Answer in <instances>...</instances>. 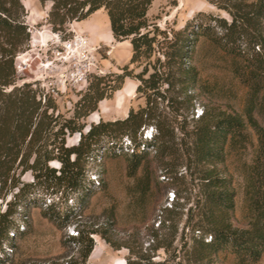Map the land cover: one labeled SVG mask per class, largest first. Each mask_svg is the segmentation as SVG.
I'll return each instance as SVG.
<instances>
[{"label": "trees", "instance_id": "16d2710c", "mask_svg": "<svg viewBox=\"0 0 264 264\" xmlns=\"http://www.w3.org/2000/svg\"><path fill=\"white\" fill-rule=\"evenodd\" d=\"M39 1L51 3L48 23L54 31L104 10L112 36L117 41L129 40L132 54L122 72L90 76L72 116H66L57 98L37 83H17L16 57L30 47L32 30L22 0H0V198L5 203L4 210L0 207V264H9L7 253L14 248L15 238L24 233L25 226L15 216L27 218L29 203L39 195L61 192L68 196L82 189L89 193L91 186H84L86 172L98 165L104 153H126L134 174L151 153L148 148L137 151L143 142L138 133L148 125L156 128L148 146L155 147L154 159L172 181L182 155L188 158L189 168L191 163L196 166L193 173L200 189L195 206L186 214L185 227L191 226L199 235L186 250L187 263L215 264L217 253L226 249L235 254L236 264H256L264 253V124L255 116L264 108V0H224L218 6L228 11L230 20L209 16L207 23L195 22L194 26L188 22L182 28H161L152 21L148 11L153 0ZM199 31L240 58L235 71L249 91L243 114L207 108L187 130L180 118L186 120L182 111L194 106L195 94L188 91L197 83L191 60ZM127 78L138 81L136 93L144 96V105L130 108L124 118L88 124L86 119L98 110L99 103L121 90ZM249 126L256 134L257 147L246 190L248 221L239 227L234 223L236 192L221 165L227 147H244ZM176 129L183 133L180 142ZM73 134L80 135L78 143L68 145L67 138ZM117 136L132 138L135 149L131 154L114 139ZM27 172L32 181L23 180ZM149 184L150 180L142 185L147 190ZM177 204L165 210L161 221V228H173V234L183 214L176 210ZM55 209L50 200L43 213L61 226L74 216ZM95 231L77 229V236L69 237L79 244L80 258L48 264L85 263L94 249L90 235ZM160 247L166 246L158 244L156 249Z\"/></svg>", "mask_w": 264, "mask_h": 264}, {"label": "rangeland", "instance_id": "374dc122", "mask_svg": "<svg viewBox=\"0 0 264 264\" xmlns=\"http://www.w3.org/2000/svg\"><path fill=\"white\" fill-rule=\"evenodd\" d=\"M22 3L33 39L30 47L20 52V57H16L17 83H37L41 89L57 98L60 109L66 116H72L74 103L86 89L90 76L122 72V67L129 64L131 45L125 40L114 39L109 18L104 10H99L84 20L69 21L63 31H54L48 23L50 2L22 0ZM223 4L224 0H153L148 16L161 28H182L188 22L194 23L195 26V22H209V16L230 20L228 11L218 6ZM216 30L220 32V29ZM56 34H59V38ZM76 35L87 38L85 53L80 51L81 64H87V81L76 87L66 82L64 87L58 80V72L43 66L45 53L48 48L53 49L63 41L72 40ZM191 61L198 75L195 87L188 91L195 94L194 106L187 112L182 111L186 120L180 118L187 130H190L194 126V120L198 119L195 117L197 107L203 110L209 108L218 112L243 114L249 88L243 84L235 71L236 67L240 66V58L199 31ZM137 84L138 81L127 78L123 88L110 99L101 101L98 110L92 113L86 122L90 124L100 120L124 118L130 108L137 109L144 105V96L136 93ZM52 89L58 90V93H54ZM255 116L264 124V108L256 111ZM142 128L138 133L140 140L143 138ZM176 131V140L180 142L183 133L178 129ZM246 134L249 140L244 143V147L226 148L225 161L221 165L236 192L234 223L239 227L245 226L248 221L250 208L246 190L257 147V137L250 126L246 129ZM123 137L128 136H117L114 139L121 141ZM78 140L79 134H73L68 136L67 143L73 145L78 143ZM155 153L151 152L143 159L134 174L129 171L130 158L126 153H104L98 165H93L86 172L84 186H91L89 193L83 192L82 189L68 196L61 192L51 196L39 195L36 201L29 203L25 211L28 212L27 218L15 216V221L23 223L25 228L24 233L15 238L14 248L7 253L8 263L48 264L62 262L70 257L80 258L79 244L69 238L74 236L70 233V228L73 227L75 231L96 230V233L90 235L94 241V249L82 264H150L148 260L165 264H188L186 250L199 235V231L193 232L191 226L185 227L186 214L190 206H195L200 189V182L193 173L196 166L191 163L189 168L188 158L182 155V163L176 170L177 177L172 181L171 175L155 161ZM52 164L57 165L55 162ZM92 173L98 176L99 183L96 184L91 179ZM22 178L32 181L29 172ZM148 180L150 184L146 190L142 184ZM170 192H179L180 195L175 197L171 205L173 207L177 202L176 210L183 213L174 234L173 228L156 226L158 220L165 216ZM82 196L81 201L79 198ZM50 200L58 212H73L74 216H71L66 225L61 226L44 215ZM70 206L72 208L68 209ZM0 207L2 210L5 208L1 198ZM158 244L166 247L156 249ZM215 264H236V256L230 250H220L216 255ZM256 264H264V253Z\"/></svg>", "mask_w": 264, "mask_h": 264}, {"label": "built area", "instance_id": "2783aa9c", "mask_svg": "<svg viewBox=\"0 0 264 264\" xmlns=\"http://www.w3.org/2000/svg\"><path fill=\"white\" fill-rule=\"evenodd\" d=\"M57 38H59V34L55 35ZM33 39V35H32ZM31 39V42H32ZM87 48V38H84L81 35H76L72 40H66L63 41L60 45L48 48L45 53V63L43 66L50 68L52 71L58 72V80L59 82L65 87L66 82L71 83L73 86H82L84 82L87 81V64L83 65L81 64V52L84 54L85 49ZM50 51V54L48 52ZM22 54V53H20ZM18 54L17 57H20ZM58 89V88H57ZM54 93H58V90L52 89ZM203 114V109L200 107H197L195 110V117L199 118ZM143 135H142V144L137 149L143 150L148 148L151 152H156L155 147L148 146V142L152 141L154 138V135L156 133V128L154 126H144L142 128ZM120 144H122L123 148L128 154H131L135 147L133 145L132 140L129 137H123V140L120 141ZM103 152H105V148L103 149ZM91 179L97 183H99L98 176L95 173L91 174ZM175 193L170 192L168 196V202L166 203L165 209L171 208V203L175 199ZM26 218V217H24ZM161 219L158 220L156 223V226L161 225ZM23 225V223H22ZM75 228H70L71 235H77V230H74Z\"/></svg>", "mask_w": 264, "mask_h": 264}, {"label": "crops", "instance_id": "0c3cea01", "mask_svg": "<svg viewBox=\"0 0 264 264\" xmlns=\"http://www.w3.org/2000/svg\"><path fill=\"white\" fill-rule=\"evenodd\" d=\"M95 28V27H94ZM125 41H127V42H129V40H125ZM130 43V42H129Z\"/></svg>", "mask_w": 264, "mask_h": 264}, {"label": "water", "instance_id": "95a60500", "mask_svg": "<svg viewBox=\"0 0 264 264\" xmlns=\"http://www.w3.org/2000/svg\"><path fill=\"white\" fill-rule=\"evenodd\" d=\"M80 136V135H79Z\"/></svg>", "mask_w": 264, "mask_h": 264}]
</instances>
